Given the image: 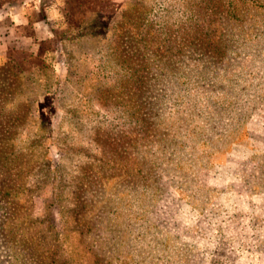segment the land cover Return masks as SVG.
I'll return each instance as SVG.
<instances>
[{
	"label": "rangeland",
	"instance_id": "374dc122",
	"mask_svg": "<svg viewBox=\"0 0 264 264\" xmlns=\"http://www.w3.org/2000/svg\"><path fill=\"white\" fill-rule=\"evenodd\" d=\"M15 1L0 264H264V0Z\"/></svg>",
	"mask_w": 264,
	"mask_h": 264
},
{
	"label": "crops",
	"instance_id": "0c3cea01",
	"mask_svg": "<svg viewBox=\"0 0 264 264\" xmlns=\"http://www.w3.org/2000/svg\"><path fill=\"white\" fill-rule=\"evenodd\" d=\"M22 14L23 12L18 8L17 1L11 5L5 2L0 3V55L6 52V48L10 45L13 46L15 44L16 48H20V42H22L24 37L17 33L20 26L17 19ZM13 20H15L14 23H12Z\"/></svg>",
	"mask_w": 264,
	"mask_h": 264
}]
</instances>
